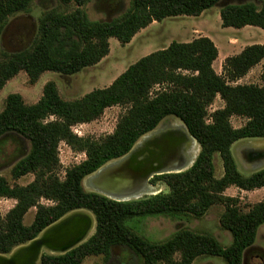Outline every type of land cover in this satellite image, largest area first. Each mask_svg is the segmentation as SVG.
Masks as SVG:
<instances>
[{
	"label": "trees",
	"instance_id": "trees-1",
	"mask_svg": "<svg viewBox=\"0 0 264 264\" xmlns=\"http://www.w3.org/2000/svg\"><path fill=\"white\" fill-rule=\"evenodd\" d=\"M92 0H58L75 5L70 12L55 9L38 18L35 36L28 47L17 52L0 49V91L23 71L30 84L45 72L70 77L98 64L109 53V39L121 45L153 22L178 16H200L221 0H129L128 9L111 21H91L82 7ZM32 0H0V37L8 19L27 13ZM222 27L245 26L264 30V3L226 4L219 11ZM218 50L208 37L190 42L172 41L130 65L108 87L95 89L80 99L63 100L56 84L45 83L41 98L26 105L19 94H10L0 112V139L17 135L29 144L26 154L12 166L13 179L33 175L26 185H10L0 176V199H12L14 206L0 218V255L36 239L64 216L87 211L95 231L85 242L63 254L43 253L39 264H83L90 256L105 260L112 249L129 250L142 264H192L201 256L221 258L226 264H243L244 253L253 246L264 225V199L246 212L238 199L224 195L229 187L243 191L264 188V167L249 175L237 168L231 147L244 139L264 137V70L261 84L236 82L264 60V45H250L228 57L217 74L213 62ZM222 108H208L216 97ZM111 107H122L113 133L94 140L80 138L71 128L98 120ZM245 123L232 127L231 117ZM167 117L178 119L194 139L199 152L192 166L181 173L154 176L150 183L163 181L168 193L117 202L87 192L82 181L107 163L125 156L146 134ZM67 144L84 153L85 159L68 168L59 178L58 145ZM222 165L216 177L214 157ZM41 200L51 202L44 205ZM222 205L220 227L231 236L222 246L209 234L180 229L164 241L152 242L127 222L144 217L201 218L210 207ZM35 208L32 222L26 213Z\"/></svg>",
	"mask_w": 264,
	"mask_h": 264
},
{
	"label": "rangeland",
	"instance_id": "rangeland-1",
	"mask_svg": "<svg viewBox=\"0 0 264 264\" xmlns=\"http://www.w3.org/2000/svg\"><path fill=\"white\" fill-rule=\"evenodd\" d=\"M246 2H252L260 6L261 3H264V0H221L214 7L204 11L197 17L178 16L166 18L161 22H153L138 32L125 45H121L115 38H110L109 53L106 57L95 66L85 68L78 74L70 77L45 72L36 83L30 84L27 75L21 71L1 89L0 112L4 108L6 97L10 94H19L26 105L36 103L42 96L43 86L49 81L56 84L59 95L63 100L73 101L80 99L92 90L108 87L130 65L154 51L166 48L172 41L184 43L201 36L208 37L219 51L217 61H221L232 53L228 42L234 37L238 38V47L241 46L242 49L250 45H264V30L258 27L245 26L235 29L222 27L221 25L219 16L221 7L226 4H241ZM128 7L129 0H92L82 7V9L91 21L106 22L122 15ZM75 8L73 4L63 6L58 0H32L27 13H17L8 19L0 37V49L6 52H17L25 49L30 45L35 36L38 18L43 12L55 9L67 13ZM218 67V64H216V68ZM253 79L255 81L258 79L261 82L260 76L258 78L256 76ZM221 103L223 101L217 96L213 104L208 108V112L211 113L215 109H218ZM123 112L124 109L122 107L108 108L98 120L88 124L75 125L71 130L77 137H89L98 140L113 133L117 119ZM245 121L244 118L235 116L230 119V123L234 128L242 126ZM176 125L186 130L178 119L167 117L154 131ZM262 141H264L262 138L244 139L240 143H234L235 145L231 147L237 168L243 175H249L264 167V142ZM28 149V142L17 135L9 134L0 139V176L5 178L10 185H26L33 180L34 177L31 174L19 179H13L10 173L14 163L26 154ZM186 149L191 152L194 162L199 152L198 145L195 142V146L192 149L189 147ZM251 153L254 157H251ZM58 158L60 162L58 176L62 179L65 170L83 161L85 155L84 153L72 150L64 142H60L58 145ZM214 165L216 170L215 175L218 178L222 175L223 170L221 161L217 155L214 157ZM93 175L94 173L82 181V186L87 192H96L90 182V177ZM168 192L169 188L163 181H156L153 184L150 183L149 188L139 198ZM224 195L238 199L240 209L246 212L251 205L264 199V188L243 191L232 186L225 190ZM41 203L49 205L51 202L41 200ZM14 204L15 201L12 199H0V218L4 217ZM223 210L224 207L222 205H214L201 218L182 217L175 219L154 216L133 219L128 221L127 225L152 242L164 241L180 229H189L194 232L209 234L217 239L222 246L227 247L231 244V236L219 224V218ZM34 214L35 208L30 209L26 213L23 220L25 225H29L32 222ZM74 214L87 216L93 221L86 237L80 242L81 244L93 235L95 221L94 217L84 210L72 212L64 216L62 220ZM43 253L51 252L44 248L42 250ZM36 264H39V261ZM83 264H142V262L126 248L115 247L112 249L109 259L105 260L101 255L90 256L84 260ZM192 264L226 263L219 257L201 256L196 258ZM243 264H264V225L259 227L253 246L244 253Z\"/></svg>",
	"mask_w": 264,
	"mask_h": 264
},
{
	"label": "bare ground",
	"instance_id": "bare-ground-1",
	"mask_svg": "<svg viewBox=\"0 0 264 264\" xmlns=\"http://www.w3.org/2000/svg\"><path fill=\"white\" fill-rule=\"evenodd\" d=\"M195 141L181 126L153 131L143 136L131 151L98 170L90 182L96 192L115 199L138 198L154 176L181 173L193 156L186 148Z\"/></svg>",
	"mask_w": 264,
	"mask_h": 264
},
{
	"label": "water",
	"instance_id": "water-1",
	"mask_svg": "<svg viewBox=\"0 0 264 264\" xmlns=\"http://www.w3.org/2000/svg\"><path fill=\"white\" fill-rule=\"evenodd\" d=\"M95 193L101 194L99 192ZM105 197L117 202L130 201L131 199L136 200L139 198L119 200L108 196ZM62 219L46 228L36 239L15 248L8 255H0V264H36L40 260L44 248L48 249L51 254H63L84 240L93 222L91 218L80 214H74L65 220Z\"/></svg>",
	"mask_w": 264,
	"mask_h": 264
},
{
	"label": "crops",
	"instance_id": "crops-1",
	"mask_svg": "<svg viewBox=\"0 0 264 264\" xmlns=\"http://www.w3.org/2000/svg\"><path fill=\"white\" fill-rule=\"evenodd\" d=\"M152 24V23H151ZM193 34V33H192ZM202 37V36H201ZM211 40V39H210ZM212 41V40H211ZM190 42V41H188ZM228 44L230 45L229 46V49H231L232 53L228 56V57H231V56H234V55H237L239 54L243 49L242 47H238L239 46V40L238 38L234 37L232 38ZM218 56H219V51H218ZM218 56H217V59H218ZM228 57H224L221 61H217V59L213 62V69L214 71L217 73V74H221L222 73V64L224 62V60ZM216 64H218V68H216ZM264 70V60H262L259 64H257L255 67H253L245 76H243L241 79H239L236 84H241V85H248V84H256V85H260V80H254L253 78L257 76V78L261 75L262 71ZM224 105V103H221V106L219 108H222ZM218 108V109H219ZM264 139V137L262 138ZM252 140V139H251ZM241 141V140H240ZM240 141L236 142V143H240ZM254 141H257V140H254ZM264 142V141H262ZM235 143V144H236ZM235 144H233L232 146H234ZM251 157H254L252 156L253 154L251 153L250 154Z\"/></svg>",
	"mask_w": 264,
	"mask_h": 264
}]
</instances>
